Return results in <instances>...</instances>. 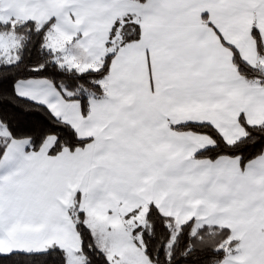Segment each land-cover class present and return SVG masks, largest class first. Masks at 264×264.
Returning <instances> with one entry per match:
<instances>
[{"label":"snow or ice","instance_id":"snow-or-ice-1","mask_svg":"<svg viewBox=\"0 0 264 264\" xmlns=\"http://www.w3.org/2000/svg\"><path fill=\"white\" fill-rule=\"evenodd\" d=\"M0 264H264V0H0Z\"/></svg>","mask_w":264,"mask_h":264},{"label":"trees","instance_id":"trees-1","mask_svg":"<svg viewBox=\"0 0 264 264\" xmlns=\"http://www.w3.org/2000/svg\"><path fill=\"white\" fill-rule=\"evenodd\" d=\"M14 115H17L18 118L23 119V116L22 115H19V114H14Z\"/></svg>","mask_w":264,"mask_h":264}]
</instances>
